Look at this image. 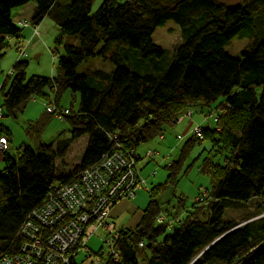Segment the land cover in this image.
Segmentation results:
<instances>
[{
	"label": "trees",
	"instance_id": "16d2710c",
	"mask_svg": "<svg viewBox=\"0 0 264 264\" xmlns=\"http://www.w3.org/2000/svg\"><path fill=\"white\" fill-rule=\"evenodd\" d=\"M92 1L0 0V60L8 41L15 51L0 85L2 113L14 116L36 97L44 99V108L51 103L61 106L58 98L64 90L77 93V110L66 107L68 114L60 117L68 124V137L38 142L34 149L21 144L12 156L1 153L0 253L15 249L18 226L48 191L104 153L135 152L139 143L162 139L186 109L191 115V108L221 97L219 110L213 112L214 119L210 117L215 127L199 126L201 138L191 133L178 159L162 165L166 175L147 189L149 198L136 228L118 230L113 242L118 259L103 258L100 264H138L137 253L144 264H264V215L244 222L222 218L224 209H243L251 198L260 199L254 214L264 210V27L255 25L242 5L226 6L216 0H102L90 12ZM256 1L264 8V0ZM27 3L32 6L29 18L13 22L12 10ZM44 17L56 26L55 38L63 53L57 56L51 51L56 59L53 76L26 78L22 58L28 38L20 31L27 27L31 36H38L37 25ZM166 20L177 25L181 38L170 52L151 39ZM239 33L251 39L234 57L225 46ZM115 45L156 62L143 66L149 72L132 71ZM94 56L108 61L112 69L75 72ZM0 134L8 137L7 132ZM82 135L86 143L73 173L58 171L55 157L63 156ZM204 137L226 150L223 164L211 173L209 190H201L180 215L162 211L155 194L175 181L193 141Z\"/></svg>",
	"mask_w": 264,
	"mask_h": 264
},
{
	"label": "rangeland",
	"instance_id": "374dc122",
	"mask_svg": "<svg viewBox=\"0 0 264 264\" xmlns=\"http://www.w3.org/2000/svg\"><path fill=\"white\" fill-rule=\"evenodd\" d=\"M216 1L226 6L242 5L250 13L254 24L264 27V8L256 0ZM101 2L102 0H93L90 12H94ZM29 9H31V3L25 5L20 16L28 19L27 14ZM37 30L39 35L35 36L31 43H27L28 45L25 49L26 56L22 58V60L26 61V78L32 75L43 77L53 76L56 59L53 60L51 51L57 56L63 53L61 44L55 38L57 28L50 18L44 17L41 19L37 25ZM151 39L155 44L169 52L181 40L179 29L171 20H166L163 25L157 26L151 35ZM250 39L251 37L248 34L239 33L229 41L225 46V50L229 55L238 57L240 50L248 44ZM8 45L5 55L0 60L1 65H4V62L11 52L15 54L12 48V41H8ZM115 46L123 53L124 64L132 71L138 73L149 72L144 71L143 66L147 62H156V59L153 57H138L134 49L123 45ZM93 69H103L109 72L112 69V64L94 56L81 62L76 67L75 72L77 74H83ZM221 102L222 98L219 97L208 105L195 107L196 109L191 108V117L186 116L182 121L175 122L164 131L163 139L159 140L156 137L150 141L139 143L136 146L135 152L139 156V159L136 161V168L137 170L139 168L140 175L147 176V182L150 185L163 181L165 171L160 166L167 161L178 159L179 150L184 141L191 135L194 126H206V124H209L212 129L215 127L208 113L212 114L218 111ZM58 103L62 107H71L73 111H76L77 93H72L68 89L64 90L58 98ZM0 131L7 132L9 135L10 141L5 151V154L9 156L15 154L17 147L21 144H26L34 149L38 142L48 143L56 138L62 139L69 136V127L64 119L44 113V99L42 97H36L35 99L26 101L15 112L14 116L2 113L0 116ZM176 135H179L180 139L176 138ZM85 139L86 136L82 135L75 143L68 146L63 156L55 157L54 163L58 171L64 174L73 173V166L79 162L83 151V141ZM146 149L154 151L155 153L150 157H145L144 152ZM225 153L226 150L220 142L216 146H213L208 137L193 141L187 154L180 163L175 181L168 184L160 193L158 192V195L155 194L154 196L160 209L162 211L167 210L171 214L175 212L180 215L182 214V208H189L201 190H209L211 173L215 170L216 166L223 164V156ZM1 156L3 154L0 153V170L3 168ZM148 198V191L144 188L137 189L134 197L122 198L114 203L107 215L108 220L112 221L115 227H119L120 229L134 230L140 220L141 211ZM259 200L258 198L249 199L243 209H224L222 218L234 222H244L260 217L264 215V210L254 214L255 206ZM179 202L181 207L176 208ZM170 229L168 228V231ZM107 236L106 231L101 228L94 230L86 243L88 250L90 252H96L101 247L102 251H106L107 246L105 240ZM136 261L138 264H144L141 260L140 253L136 254ZM209 264H220V262H210Z\"/></svg>",
	"mask_w": 264,
	"mask_h": 264
},
{
	"label": "built area",
	"instance_id": "2783aa9c",
	"mask_svg": "<svg viewBox=\"0 0 264 264\" xmlns=\"http://www.w3.org/2000/svg\"><path fill=\"white\" fill-rule=\"evenodd\" d=\"M33 32L38 33L34 27ZM44 110L58 118L68 114L66 107L53 103ZM1 113L0 107V116ZM189 115L190 110L186 109L177 116L176 122ZM208 116L214 119L213 113ZM191 133L201 138L199 125L194 126ZM7 146L8 137L0 134V153L6 151ZM153 153L145 150L144 156L150 157ZM136 154L131 150L113 149L102 154L96 163L78 171L68 182L48 191L43 201L23 218L15 232V249L0 253V264H100L103 258L116 261L118 253L113 242L120 228L115 227L107 215L116 201L134 197L141 185ZM161 219L157 217L158 221ZM98 228L108 234L107 250L90 252L86 243Z\"/></svg>",
	"mask_w": 264,
	"mask_h": 264
},
{
	"label": "crops",
	"instance_id": "0c3cea01",
	"mask_svg": "<svg viewBox=\"0 0 264 264\" xmlns=\"http://www.w3.org/2000/svg\"><path fill=\"white\" fill-rule=\"evenodd\" d=\"M25 6H23V7H21V8H18V9H14V10H12V12H11V19H12V21L14 22V21H16L17 19H19V18H23V17H21L20 16V13H21V11H22V9L24 8ZM31 11H32V6H31V9H29V12H28V14H27V17H29V15H30V13H31ZM21 35H23L24 37H26V38H29V40H28V44L29 43H31V41L33 40V38L35 37V36H31V33H30V29L29 28H22L21 29ZM13 59H14V54L11 52L10 54H9V57H7V59H6V61L4 62V65H1V63H0V85H1V83L3 82V80H4V77H5V75H6V73H7V71H8V68L10 67V65H11V63H12V61H13ZM0 102H1V100H0ZM196 109V108H195ZM191 115H192V113H191ZM191 115L189 116V117H191ZM185 118V117H184ZM183 118V119H184ZM182 121V120H181ZM180 122V121H179ZM0 133H2V132H0ZM8 135V134H7ZM80 137H82V136H80ZM80 137H78V138H76L75 140H73L71 143H70V146L73 144V143H75L76 141H77V139H79ZM163 139V138H162ZM159 140H161V139H159ZM10 140H9V135H8V142H9ZM83 147H84V145H85V143H86V139L83 141ZM145 167H147V165H145ZM161 168H162V165L160 166ZM163 169V168H162ZM164 170V169H163ZM165 171V170H164ZM138 174H139V168H138ZM165 175H166V172H165ZM165 175H164V177H165ZM139 177H140V180L142 179V182H141V185L139 186V188L138 189H140V188H144L146 191H147V189L149 188V187H151V186H153V185H156V184H159V183H161V182H157V183H154V184H152V185H150L149 184V182H147L148 180V178H147V176L146 175H140L139 174ZM163 177V178H164ZM137 190V189H136ZM135 190V191H136ZM113 207V206H112ZM111 207V208H112ZM110 208V209H111ZM110 211V210H109Z\"/></svg>",
	"mask_w": 264,
	"mask_h": 264
}]
</instances>
